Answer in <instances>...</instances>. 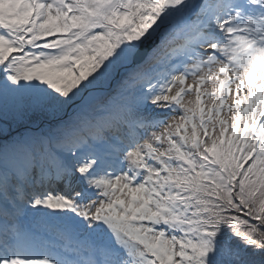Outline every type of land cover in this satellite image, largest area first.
Segmentation results:
<instances>
[{
  "label": "snow or ice",
  "instance_id": "obj_1",
  "mask_svg": "<svg viewBox=\"0 0 264 264\" xmlns=\"http://www.w3.org/2000/svg\"><path fill=\"white\" fill-rule=\"evenodd\" d=\"M0 264H264V0H0Z\"/></svg>",
  "mask_w": 264,
  "mask_h": 264
}]
</instances>
